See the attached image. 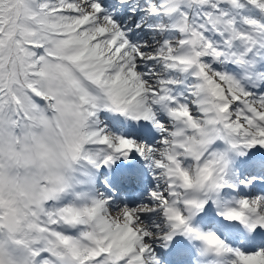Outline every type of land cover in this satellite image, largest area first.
Returning <instances> with one entry per match:
<instances>
[{
    "label": "clouds",
    "instance_id": "1",
    "mask_svg": "<svg viewBox=\"0 0 264 264\" xmlns=\"http://www.w3.org/2000/svg\"><path fill=\"white\" fill-rule=\"evenodd\" d=\"M98 2L103 13L90 14L105 34L92 32L75 46L84 52L73 69L80 86L63 95L61 121L79 152L65 151L53 134L46 149L29 145L21 157L4 160V175L58 178L70 186V204L90 207L100 200L102 217L121 226L130 211L134 232L141 240L147 234L144 246L160 264H197V245L187 237L164 240L169 216L180 212L195 228L235 242L243 225L226 222L223 213L250 217L259 201L264 215V148L245 146L249 137L234 131L240 106L232 107L234 96L241 102L264 96V0ZM117 33L123 35L113 44ZM225 107L230 110L221 111ZM46 115L56 120L54 111ZM73 192L88 193L87 201ZM6 194L16 213L0 224L3 238L25 226L31 189L12 184ZM245 200L249 209L241 205ZM192 201L203 206L193 208Z\"/></svg>",
    "mask_w": 264,
    "mask_h": 264
},
{
    "label": "snow or ice",
    "instance_id": "2",
    "mask_svg": "<svg viewBox=\"0 0 264 264\" xmlns=\"http://www.w3.org/2000/svg\"><path fill=\"white\" fill-rule=\"evenodd\" d=\"M92 12L103 13L98 0H0V224L16 213L14 202L6 194L7 186L31 189L25 205V226L10 229L7 238L0 237V264H160L144 246L148 243L147 234L141 240L134 232L130 211H125L126 225L121 226L102 217L104 203L100 200L93 199L90 207L70 204L65 199L70 186L58 178L50 181L42 176L20 181L4 175V160L21 157L29 145L46 149L47 138L53 134L65 151L79 152L80 145L72 141L61 116L65 90L80 86L73 69L79 67L84 52L75 46L86 43L92 32L103 35L106 31L95 27L97 21ZM104 19L112 23L111 17ZM122 35L117 33L111 43L115 44ZM232 99V107L240 106V121L234 131L249 137L246 147L264 148V96L246 102L235 96ZM48 110L57 114L55 121L47 117ZM243 124L253 129L255 136L244 130ZM37 129L39 135L34 131ZM126 143L121 141L122 145ZM120 150L116 148L117 152ZM71 194L77 201H87L88 193ZM190 203L196 209L203 206ZM253 203L257 208L250 217L235 211L223 213L226 222L243 225L235 242L225 239L219 231L195 228L190 218L180 212L168 217L173 223L164 240L175 244L187 237L197 245V264H264V235H260L264 233V215L260 214L259 201ZM241 205L250 207L247 200ZM98 216L102 218L97 220ZM93 222L94 230L88 231ZM20 223L17 219L16 224ZM57 225L63 228L58 229ZM38 241L44 243L33 247ZM19 252L24 253L23 257L17 255Z\"/></svg>",
    "mask_w": 264,
    "mask_h": 264
}]
</instances>
